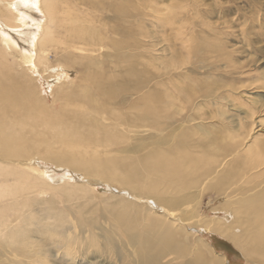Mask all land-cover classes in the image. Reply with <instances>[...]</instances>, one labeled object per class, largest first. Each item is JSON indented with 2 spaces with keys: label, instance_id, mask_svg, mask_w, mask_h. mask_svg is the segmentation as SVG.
<instances>
[{
  "label": "bare ground",
  "instance_id": "1",
  "mask_svg": "<svg viewBox=\"0 0 264 264\" xmlns=\"http://www.w3.org/2000/svg\"><path fill=\"white\" fill-rule=\"evenodd\" d=\"M94 1L87 2L97 5ZM67 7L65 0H0V15L4 21L6 19L5 26L17 32L20 40L28 44L25 59H30V62L36 59L37 65L48 60L44 50L51 42L56 43L57 28L65 21L61 16H65L63 12L66 9L70 15ZM136 7L135 3L132 6L126 3L115 5L117 15H114V20L124 25V31H111L108 24H105V31L104 28L87 26L85 30L79 29L75 27L81 26L76 21L77 16L70 15L71 19L65 16L69 20L67 25L72 41L79 46L77 49L90 54L103 49L106 54H75L82 60L78 68L84 75L79 85H75L76 80L70 82L66 76L70 73L67 69L56 72V84L59 85L62 79L64 83L56 88L54 108L43 106V111L40 110L42 105L31 99V93L19 81L27 82V74L6 66L9 56L6 50L2 52L0 49V264H170L173 261L180 264H227L218 257V250L208 232H216L230 240L246 258L264 259V171H258L264 165V143L255 141L247 146L245 159L250 163L240 161L245 166L236 172L237 167H241L237 166L238 158L248 139L244 137L245 133H232L222 146L214 140L208 141L206 135L197 133L203 130L185 123L188 117L190 122H198V119H192V114L183 113V108L180 111L181 108L176 106L175 101L185 103L186 99H191V92L195 89L191 91L192 88L175 84L170 85L172 90H168L167 96H160L167 93L149 87L157 78H169L172 71H182L187 65L195 66V62L201 59L202 45L193 47L195 52L187 60L185 57L186 61L175 57L164 62L161 71H165L164 74L151 69V57L146 70H139L138 53L132 51L142 48L147 52L155 48L152 42L156 39L150 43L137 40L132 26L146 15L138 14ZM33 12L43 15V25L34 18ZM27 20L34 23V30L28 29ZM169 22L161 19L160 25L167 27ZM24 28L28 30L16 31ZM41 30L44 31L42 38L39 36ZM126 34L131 35L132 40L123 52L117 37ZM0 35V40L9 49L17 46L18 42L13 43L9 32L2 29ZM124 59L129 60L125 62ZM204 60L208 63L205 68L217 66L213 56L209 58L208 55ZM122 64L128 72H120ZM49 69L52 73L56 71ZM106 77L111 82L104 80ZM49 87L52 94L54 84ZM55 102H61V105ZM72 103H78L79 108L70 109L68 104ZM174 111L179 114H174ZM171 126L176 128L171 129ZM31 133L49 140L50 144L36 138L28 139ZM137 134L142 138L149 134L150 142L136 144ZM49 135L53 140L48 139ZM59 145L60 150L56 151ZM53 146L54 150H47ZM43 147L47 151L42 159L50 164L68 169L72 167L73 172L83 173L85 177L128 190L118 205L108 210L118 228L112 229L114 226L110 222L102 224L96 219L89 220L83 216L85 213L82 217H73L71 213L57 210L56 195L65 193L67 202L83 200L85 197L80 194L85 192L84 185L71 186L65 178L67 173L60 174L59 178L56 177L59 175L52 177L47 174L49 171H43L44 165L43 170L28 165L30 158ZM78 147L84 149V156L80 157ZM99 147H129V150L125 152L126 156L121 157H87L91 153L89 149L99 155ZM68 171L72 172L71 169ZM215 179L219 180L218 184L212 183ZM191 191L202 193L201 200L205 194L213 195L214 199H226L222 208L213 209L217 215L215 222L198 220L196 215L190 219L203 230L204 238L210 240L215 258L206 246L205 249L195 248L190 242L191 237L188 238L190 226L180 216L181 208L193 200L185 195ZM90 196H87L89 202ZM127 197L135 200L129 202L125 199ZM137 200H144V204L138 205ZM198 205L200 212L202 203ZM229 217L231 222L223 220ZM191 232L201 234L198 230L191 229ZM136 245L144 253L140 258L134 249Z\"/></svg>",
  "mask_w": 264,
  "mask_h": 264
},
{
  "label": "rangeland",
  "instance_id": "2",
  "mask_svg": "<svg viewBox=\"0 0 264 264\" xmlns=\"http://www.w3.org/2000/svg\"><path fill=\"white\" fill-rule=\"evenodd\" d=\"M65 1L68 3V7L70 9L68 14L70 13V15H74V18L76 16L78 17H76V21H78V25L81 26L75 25V27L84 30L86 26L103 29L105 24H108V29L111 31L116 29L124 31V25L122 23H117L114 20V15H117L115 5L119 6L126 3L127 5L132 6V3L137 4V13H140V15H146V19L142 18L140 20H136V24L132 26V31L136 32L137 34V40L139 42L150 43L153 38L156 40L158 39L157 42L156 40H154V43L152 42V44L155 45V48H151L153 53H151V50L146 52V50L142 48L132 51V53H138V58H136V61L139 63L137 67L139 70H146V64L152 62L150 65L151 69H156L155 72H158V70L161 72L168 60L171 61L175 57L181 58L182 60H187V57L190 54H194L195 52L193 47L202 45L203 48L200 46V54L197 52L201 59L195 62V66L187 65L182 71H172L170 74H168L170 76L169 78H165L164 80L157 78L153 82L151 81L149 87L164 94H166L168 90H172L170 85L175 84L183 88H192L191 91L195 89V92H191V99H186L185 103L175 101L177 103L176 106H178L177 109L180 107L181 109L179 110L181 111L183 108V113L192 114L194 116L192 119H198V122H190L188 115H186L188 118H186L185 123L188 125L192 124L193 126L200 128L203 131H197L199 135H206L209 138L208 141L214 140L219 145L224 144L228 140L229 136L234 132L239 133L240 131V134L245 133L244 137L247 136L248 139L244 143L245 145L243 146L241 157L238 158L237 166L241 167H237L236 172L241 171L245 166L242 165L240 161L250 163L245 159V153H247L250 145H252L255 141H261L264 143V0H95L94 2L97 1V5H91L87 2L89 0ZM65 11L66 13H64ZM65 11L63 12V15L65 14L67 18H70L71 16L67 15L68 9ZM33 16L37 21L42 22V25L44 24L43 19H41L43 18L42 14L33 12ZM65 16H61V18L65 20L62 22L64 25L60 24L57 28V31L59 32L56 36V43L54 44L51 42L47 47V50H44V54L48 56V60L45 62H40L36 65V59H31L32 62L29 61L30 59H25L27 50L29 48L28 44L20 40L17 32L12 31L10 28L5 26L6 19L4 21L0 15V31L4 29L6 32H9L11 36H13V43L16 44L18 42L16 44L17 46H15V48L17 47L18 49H9L5 44H3L4 42L0 40V49L2 52L6 50V55L9 56L6 66H10L19 73L23 72L27 74V82L24 80L19 81L24 83L25 89L31 93V99L34 102L38 101L40 106L42 105L40 108L42 111L43 106L54 108V93L56 92V88L59 87L60 84L64 83L62 79L59 82V85L56 84L55 80L57 77V71L61 72L62 70L67 69L70 73H68L66 76H68L70 82H72L71 80H73V82L76 80L74 82L75 85H79L80 80L84 78V75L82 74L83 72L79 70L82 60L81 58H77L75 56H99L105 52L102 51L103 49H101V52L99 53L90 54L77 49L79 46L72 41L71 34L68 31L69 24L67 25L69 20ZM161 19L170 21L169 24L171 26H161ZM27 24V26H29L28 29L30 28L34 30V23L32 21L27 20ZM129 29L131 28H128V30ZM20 30H25V28L18 29L16 31ZM182 34L184 35L182 36ZM43 35L44 31L41 30L39 32L40 38H42ZM130 37L131 35L127 34L122 37H117L123 52L129 47L127 45L132 40ZM106 46L109 45L107 44ZM68 47L71 49V51L69 50L70 52L67 51ZM222 51L223 54H221ZM210 53H213L214 55H211ZM104 54H106V52ZM208 55L209 58L210 56L215 58L214 62L217 66H214L216 67L210 66L205 68V65L208 63L203 61H205L204 58L208 57ZM149 57L152 59L151 62L149 61ZM101 60L102 58H100V61ZM128 60L129 59H124L125 62ZM147 60L149 62H146ZM192 61L194 62L195 59ZM34 66L36 69H34ZM122 66L123 68L120 70V72H128L123 64ZM50 67L54 68L56 71L52 73L49 69ZM168 69L173 70L172 68ZM168 69L167 72L170 71ZM104 71L108 74L106 69H104ZM164 72L161 73L164 74ZM218 72L221 73L219 74ZM104 80L108 81L109 77H106ZM227 81L228 84L226 83ZM53 84L54 88L52 87V89L55 91L51 94L49 86ZM222 84L227 86L224 87ZM230 85H233L232 87L236 85V90H234L235 87L233 89L231 87L230 89ZM68 86H71V84ZM215 91L217 92L215 93ZM168 94L169 93L160 96H167ZM55 104L60 106L61 102H55ZM72 104H68L69 106L71 105L70 109L75 110L76 108H79L78 103ZM175 113L176 115L179 114L178 112L174 111V114ZM163 126L164 125H161L160 127ZM174 128L176 127L171 126V129ZM251 129L252 131H250ZM27 137L28 139H39V142L45 141L46 143V141H48V144H50L49 140H46L35 133L28 134ZM149 137L151 138L149 134L145 135L144 138L137 134L135 143L139 145L143 142H150ZM48 139L53 140L52 135H49ZM169 147L170 146L167 148ZM97 149L100 153V157L98 153H92L93 149H89L91 153L88 154L87 157L103 158L110 155L118 157L126 156L127 153L125 152L129 150V147L126 149L119 147H99ZM47 150H54V146L52 148H47ZM47 150L45 147H43L42 150L38 152L40 154L35 153L36 155L32 156V158H30L28 161V165L31 164V167H37V169H42L44 165L45 168L42 170L47 172L49 171L47 174L52 177L59 175L56 176L59 178L62 176L60 174L67 173V177L65 178L69 184H71V186H74L75 184H81L84 185L83 189L85 190L84 193L79 192L81 193L80 195L85 197V199L79 201L67 202L65 193L56 195L55 201L58 203L56 206L57 210L68 212L69 214L71 213L73 217H82V214L85 213L83 216L87 217L89 220L96 219L102 224L103 222H110L111 225L114 226L112 229L118 228L119 225L111 219L108 210L111 207H116L128 190L122 189L114 184L102 182L100 180H94V178L92 179L87 176L85 177L83 173L73 172L72 170L74 169L72 167L67 166L69 167L68 169L65 167H57L54 163L50 164L49 161L42 159L46 156ZM57 150H60V145L56 147V151ZM77 151L79 154H81L80 157L85 155L83 148L78 147ZM138 156L140 155H137L136 157ZM31 160L40 162L34 163ZM70 169L72 172H67V170ZM259 170L264 171L263 164L258 169V171ZM54 171L57 172L54 173ZM71 180L72 183L70 182ZM218 182V179L212 181L214 184H218ZM227 182H229V180H227ZM185 195L192 197L193 199L186 207L181 208L180 212V216H182L183 220L188 226H190L188 228V230H190L188 233L190 236H188V238L191 237L190 242L193 243L197 249H205L206 246L212 252V258H215L216 256L214 255L213 251L214 248L211 247L212 245L210 240L204 238L202 235L203 230L199 226L195 225L194 220L190 219L196 215L198 220L209 219L213 220L211 222H215V220H217V215H215L213 209L220 207L222 208L223 205H225L226 199L223 197L214 199L213 195L206 196L205 194L203 200H201L202 193L193 191L186 193ZM51 196L52 192L49 194L48 199H50ZM72 196H76V194ZM87 196L91 197H89L91 199L90 202L87 200ZM98 198L100 199L98 200ZM125 199H127L129 202L135 200H132L128 197ZM136 202L140 203L138 205L144 204V200H137ZM198 203H202L200 212V205H198ZM79 206H81L82 209H79ZM159 214L163 215L161 213ZM106 215H108L107 219ZM223 220L227 221V223L231 222V217ZM191 229L194 231L198 230L201 232V234H198L197 232L194 234V232H191ZM208 236L213 240V244L218 250V257L224 260L227 264H264V259H258L257 257L253 259L246 258L241 252L240 248H236V246L230 242V240L221 237L216 232H208ZM186 242H188L187 239ZM134 249L138 252L139 258L144 254L139 245H136ZM92 260L94 261V259ZM104 262L108 263L107 261ZM121 264L124 263L122 262ZM170 264H180V262L173 261L170 262Z\"/></svg>",
  "mask_w": 264,
  "mask_h": 264
}]
</instances>
